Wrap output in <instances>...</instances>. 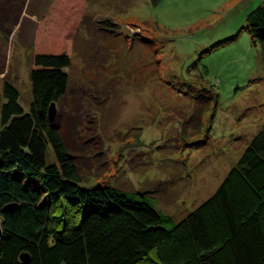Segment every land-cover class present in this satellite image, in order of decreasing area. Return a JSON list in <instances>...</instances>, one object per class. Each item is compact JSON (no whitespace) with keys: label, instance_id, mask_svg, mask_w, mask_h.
<instances>
[{"label":"rangeland","instance_id":"1","mask_svg":"<svg viewBox=\"0 0 264 264\" xmlns=\"http://www.w3.org/2000/svg\"><path fill=\"white\" fill-rule=\"evenodd\" d=\"M87 2L81 16L69 1L0 0L2 76L29 112L39 38L74 30L56 118L80 153L83 188L148 192L181 220L264 125V56L247 28L264 0Z\"/></svg>","mask_w":264,"mask_h":264},{"label":"trees","instance_id":"2","mask_svg":"<svg viewBox=\"0 0 264 264\" xmlns=\"http://www.w3.org/2000/svg\"><path fill=\"white\" fill-rule=\"evenodd\" d=\"M66 1L81 16L87 9V0ZM247 28L264 56L263 5ZM74 34L39 38L29 112L0 69V264H264V125L217 192L181 220L148 192L83 188L80 153L49 119L68 93Z\"/></svg>","mask_w":264,"mask_h":264},{"label":"water","instance_id":"3","mask_svg":"<svg viewBox=\"0 0 264 264\" xmlns=\"http://www.w3.org/2000/svg\"><path fill=\"white\" fill-rule=\"evenodd\" d=\"M56 112H57V106L56 104H52L51 107H50V111H49V119L51 122H53L56 118ZM2 235H3V230H2V221L0 219V240L2 238ZM22 260L23 261H28L29 260V257L27 255H23L22 256Z\"/></svg>","mask_w":264,"mask_h":264}]
</instances>
